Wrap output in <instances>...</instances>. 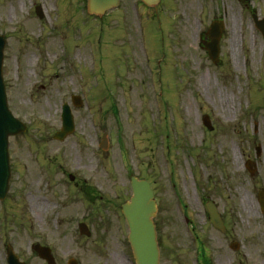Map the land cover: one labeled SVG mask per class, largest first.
<instances>
[{"label":"rangeland","instance_id":"374dc122","mask_svg":"<svg viewBox=\"0 0 264 264\" xmlns=\"http://www.w3.org/2000/svg\"><path fill=\"white\" fill-rule=\"evenodd\" d=\"M253 13L264 15V0H162L155 10L120 0L101 20L86 14L84 0H0L7 103L27 124L8 138L0 264L7 243L26 264H46L31 250L36 242L51 247L57 264L71 256L78 264H132L120 211L132 174L155 191L160 264H194V238L208 264H264L255 204L264 167L250 175L241 166L255 123L254 138L264 136V38ZM214 18L225 25L218 64L199 44ZM63 102L75 129L58 141ZM208 199L227 234L203 214Z\"/></svg>","mask_w":264,"mask_h":264},{"label":"water","instance_id":"95a60500","mask_svg":"<svg viewBox=\"0 0 264 264\" xmlns=\"http://www.w3.org/2000/svg\"><path fill=\"white\" fill-rule=\"evenodd\" d=\"M119 0H86V10L89 14L101 17L108 9L116 6ZM146 5L152 6L159 0H141ZM37 14H40L39 7H36ZM258 28L264 36V18L257 20L254 16ZM223 30L222 21H212L208 31L210 41L204 46L211 59L218 61L219 38ZM4 41L0 36V198L5 196L7 190V181L9 178V164L7 151V137L10 134H16L25 130V126L17 121L6 106L4 85L1 76V65L3 58ZM75 105H80L79 97L73 98ZM203 122L208 128H212L207 116L203 117ZM74 129L73 118L67 104L63 105L62 127L54 134V138L62 140L68 133ZM103 148H106V139L104 135ZM72 179V176H70ZM132 196L129 201L122 204V213L129 227V242L133 251L136 264H158V248L155 239V229L151 217L154 215L156 206L153 199V191L145 179L131 177ZM211 219L215 226L223 227L222 221L214 207H209ZM80 232L89 235L85 224H79ZM34 250L40 257L47 260L48 264H54L50 249L39 244L34 245ZM8 264H25L20 261L14 253L13 248L7 245ZM69 264H76L75 260H70Z\"/></svg>","mask_w":264,"mask_h":264},{"label":"flooded vegetation","instance_id":"af4514ba","mask_svg":"<svg viewBox=\"0 0 264 264\" xmlns=\"http://www.w3.org/2000/svg\"><path fill=\"white\" fill-rule=\"evenodd\" d=\"M261 139L263 140L262 144L258 143L255 138H252L247 148L246 160L254 167V173L258 172L259 167H264V136ZM262 187L264 189V176L262 177ZM261 217L264 221V214H261Z\"/></svg>","mask_w":264,"mask_h":264},{"label":"bare ground","instance_id":"6f19581e","mask_svg":"<svg viewBox=\"0 0 264 264\" xmlns=\"http://www.w3.org/2000/svg\"><path fill=\"white\" fill-rule=\"evenodd\" d=\"M235 28L236 27L234 26L233 29H232L234 31V34H235ZM234 34H233V36H234ZM232 41H233V39H232ZM233 57L236 58V50H235V45L234 44H233ZM28 60H30V59H28Z\"/></svg>","mask_w":264,"mask_h":264}]
</instances>
